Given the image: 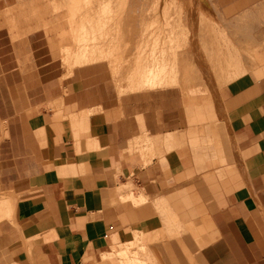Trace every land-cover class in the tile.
Here are the masks:
<instances>
[{"label": "crops", "instance_id": "0c3cea01", "mask_svg": "<svg viewBox=\"0 0 264 264\" xmlns=\"http://www.w3.org/2000/svg\"><path fill=\"white\" fill-rule=\"evenodd\" d=\"M34 2L0 7V264H264V62L231 38L264 55V0H213L239 32L201 28L192 0L175 83L206 89L202 127L177 87H147L172 76L136 71L120 95L108 62L68 70Z\"/></svg>", "mask_w": 264, "mask_h": 264}, {"label": "rangeland", "instance_id": "374dc122", "mask_svg": "<svg viewBox=\"0 0 264 264\" xmlns=\"http://www.w3.org/2000/svg\"><path fill=\"white\" fill-rule=\"evenodd\" d=\"M1 2L2 0H0V7ZM207 2L212 11L209 16L212 17L208 18L207 15H203L201 28L222 27L235 28L237 32L240 29L242 31L241 24H246L247 21L240 19L225 20L222 15L220 16L213 0H207ZM191 6L192 0H35L33 4L21 5L19 8L34 13L31 14L30 18L37 20L38 27L45 29L48 34L60 33L62 46L65 47L71 43V48L62 52L63 62L68 70L82 66L80 63L73 64L65 60L68 53L72 50H81L84 44L90 45V54L94 53L95 56L92 58V62L90 60L88 63L108 62L120 95L134 92L129 88V84L138 80L136 71H139L140 74L147 72L148 76L152 69L151 76L153 73H158L159 81L167 78V76H172L173 83L166 84L164 82L163 85L158 86L156 84L154 87H147L151 89L177 87L183 97L185 110L199 112L190 118L191 122L196 118L195 120H199V123L194 124L202 127L208 124L209 117L202 113L206 118V121H203L201 112L211 109V101L209 103L207 99L206 89L203 90V86L186 82L175 83V71L179 62L187 65V61L192 60L189 36H187L190 27L187 16ZM201 10L208 12L205 6ZM10 11L15 12L14 9ZM252 22L254 23V21ZM68 28L70 29L71 40L66 34ZM81 29L82 32L79 34ZM87 36L91 39L90 43ZM223 38L219 37L216 40ZM231 38L235 40L237 45L243 44L241 46L247 50V69L264 62V55L258 53L256 49L254 36L246 37L238 34ZM222 42L224 43V40ZM201 44L208 51V43ZM211 55L212 53L208 51L207 57L214 61L215 59ZM217 62L218 67L222 65L219 59ZM239 63L238 60L235 63L226 64V72L245 73L247 69L240 71ZM187 74L186 72H179L178 78L181 81H187L188 77L191 78V75L187 76ZM144 77L142 76L141 79ZM192 124L190 123V125ZM211 130H214V124L211 125ZM222 179L223 177H221ZM163 214L165 215V213ZM167 220L170 224L169 217Z\"/></svg>", "mask_w": 264, "mask_h": 264}, {"label": "bare ground", "instance_id": "6f19581e", "mask_svg": "<svg viewBox=\"0 0 264 264\" xmlns=\"http://www.w3.org/2000/svg\"><path fill=\"white\" fill-rule=\"evenodd\" d=\"M106 10V9H105ZM107 11V10H106ZM105 13H107V12H105ZM93 25V24H92ZM93 27V26H92ZM95 28V27H94ZM89 36H87V39H89L90 41H89V43L91 42V39L90 38H88ZM80 38V37H79ZM88 41V40H87ZM93 42V41H92ZM90 46V45H89ZM89 46L88 45H86V44H84V46H83V48L80 50V49H78L77 51H74V52H72V60L74 61V62H78V64L80 63V64H85V63H88L90 60V62H92V58L95 56V55H93L94 53H92V54H90V49H89Z\"/></svg>", "mask_w": 264, "mask_h": 264}]
</instances>
